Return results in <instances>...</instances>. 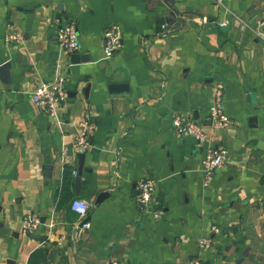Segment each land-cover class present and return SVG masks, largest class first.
Listing matches in <instances>:
<instances>
[{
    "label": "crops",
    "instance_id": "crops-1",
    "mask_svg": "<svg viewBox=\"0 0 264 264\" xmlns=\"http://www.w3.org/2000/svg\"><path fill=\"white\" fill-rule=\"evenodd\" d=\"M258 17L264 0H0V64L9 63L0 73V264H264ZM71 18L74 52L57 43ZM112 24L121 46L106 56ZM10 30L21 39L7 41ZM57 76L66 98L50 113L31 94ZM214 83L231 120L215 130ZM177 114L207 138L178 136ZM85 119L92 127L80 152L74 137ZM212 144L226 160L204 185ZM143 177L156 182L159 218L134 202ZM76 197L89 205L84 218L70 208ZM28 213L40 222L22 234ZM200 237L210 245L199 249Z\"/></svg>",
    "mask_w": 264,
    "mask_h": 264
},
{
    "label": "built area",
    "instance_id": "built-area-1",
    "mask_svg": "<svg viewBox=\"0 0 264 264\" xmlns=\"http://www.w3.org/2000/svg\"><path fill=\"white\" fill-rule=\"evenodd\" d=\"M215 3H220L221 0H213ZM253 33L257 37H264V18H256L254 20ZM222 21L220 25H224ZM22 35L15 30H10L6 33L5 39L7 41H19ZM103 50L106 56H110L117 48L121 46V29L117 24L109 25L103 31ZM57 43L58 45L69 52H74L80 47L79 34L76 21L66 19L60 23L57 29ZM223 85L214 83L211 100L209 104V120L210 126L213 130L227 126L231 120L227 113L224 111L222 104ZM31 98L34 102L40 104L50 113L55 111L57 105L62 103L66 98V91L64 89V77L57 76L52 82H43L36 87L32 92ZM172 124L178 136L190 135L198 141H203L207 138L205 127L198 121L186 117L184 115H174ZM92 124L87 120L79 123L78 130L74 137V145L76 149L83 152L88 146L89 134ZM226 160V150L212 144L208 147L207 154L201 162V172L203 175V184L206 185L214 171L224 164ZM76 173V171H73ZM156 191V182L151 177H143L137 181L136 193L134 202L138 209L141 211L152 208L151 214L154 218L160 217V211L153 208L154 194ZM70 208L77 213L81 218H84L88 212L89 205L83 198H74L70 202ZM40 218L34 213L24 214L19 221V230L22 234L32 233L38 226ZM82 227H88L89 222L85 221L81 224ZM213 230H217L213 227ZM211 243L210 238L200 237L197 241L198 248L208 247ZM112 264H116L113 261ZM191 264H201L198 258L191 260Z\"/></svg>",
    "mask_w": 264,
    "mask_h": 264
},
{
    "label": "water",
    "instance_id": "water-1",
    "mask_svg": "<svg viewBox=\"0 0 264 264\" xmlns=\"http://www.w3.org/2000/svg\"><path fill=\"white\" fill-rule=\"evenodd\" d=\"M8 65H9L8 62L1 63V64H0V73L5 72V69L7 68ZM84 220H85V219H84ZM83 222H85V221H83ZM83 222H81V224H82Z\"/></svg>",
    "mask_w": 264,
    "mask_h": 264
}]
</instances>
